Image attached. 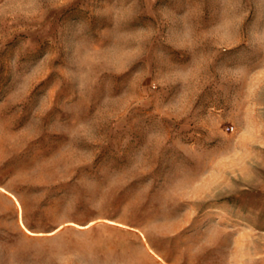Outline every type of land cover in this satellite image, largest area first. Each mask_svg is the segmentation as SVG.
Wrapping results in <instances>:
<instances>
[{"label": "rangeland", "instance_id": "1", "mask_svg": "<svg viewBox=\"0 0 264 264\" xmlns=\"http://www.w3.org/2000/svg\"><path fill=\"white\" fill-rule=\"evenodd\" d=\"M0 264H264V0H0Z\"/></svg>", "mask_w": 264, "mask_h": 264}]
</instances>
